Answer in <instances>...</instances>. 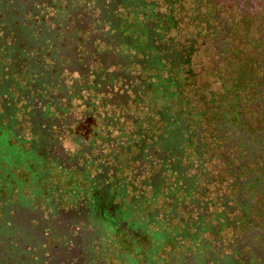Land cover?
<instances>
[{
  "label": "trees",
  "instance_id": "16d2710c",
  "mask_svg": "<svg viewBox=\"0 0 264 264\" xmlns=\"http://www.w3.org/2000/svg\"><path fill=\"white\" fill-rule=\"evenodd\" d=\"M263 27L264 0H0V158L61 165L70 132L96 174L139 159L133 204L179 235L187 171L196 203L253 164Z\"/></svg>",
  "mask_w": 264,
  "mask_h": 264
},
{
  "label": "flooded vegetation",
  "instance_id": "af4514ba",
  "mask_svg": "<svg viewBox=\"0 0 264 264\" xmlns=\"http://www.w3.org/2000/svg\"><path fill=\"white\" fill-rule=\"evenodd\" d=\"M70 134L61 142L70 153L61 165L31 168L26 159L11 156L10 164L1 155L0 264H264V133L249 136L253 164L229 182L224 200L215 190L209 201L192 202L186 172L179 235L172 207L162 235L157 210L147 219L133 204L136 187L121 178L134 176L139 185V159L131 165L118 155L120 171L96 174L72 160L79 146ZM108 151L103 164L111 162Z\"/></svg>",
  "mask_w": 264,
  "mask_h": 264
},
{
  "label": "rangeland",
  "instance_id": "374dc122",
  "mask_svg": "<svg viewBox=\"0 0 264 264\" xmlns=\"http://www.w3.org/2000/svg\"><path fill=\"white\" fill-rule=\"evenodd\" d=\"M262 29H263V33H264V27ZM237 67H238V65H237ZM259 78L262 79V76H259ZM253 124L257 125V123L255 122L254 119L252 120L251 124L249 125V128H251L253 126Z\"/></svg>",
  "mask_w": 264,
  "mask_h": 264
}]
</instances>
